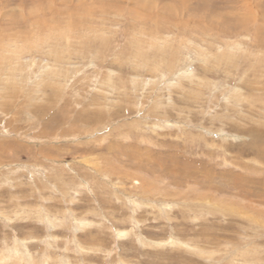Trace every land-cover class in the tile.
I'll return each mask as SVG.
<instances>
[{
    "label": "rangeland",
    "instance_id": "obj_1",
    "mask_svg": "<svg viewBox=\"0 0 264 264\" xmlns=\"http://www.w3.org/2000/svg\"><path fill=\"white\" fill-rule=\"evenodd\" d=\"M263 41L264 0H0V264H264Z\"/></svg>",
    "mask_w": 264,
    "mask_h": 264
},
{
    "label": "bare ground",
    "instance_id": "obj_2",
    "mask_svg": "<svg viewBox=\"0 0 264 264\" xmlns=\"http://www.w3.org/2000/svg\"><path fill=\"white\" fill-rule=\"evenodd\" d=\"M159 16H160V15H159ZM147 18H148V17H147ZM257 31H258V30H257ZM260 31H261V30H260ZM260 31H259V32H260ZM204 32H205V31H204ZM261 43H263V44H264V41H263V42H261Z\"/></svg>",
    "mask_w": 264,
    "mask_h": 264
}]
</instances>
